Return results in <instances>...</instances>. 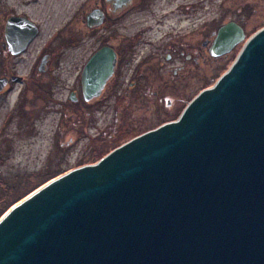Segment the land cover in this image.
Wrapping results in <instances>:
<instances>
[{
  "label": "water",
  "instance_id": "water-1",
  "mask_svg": "<svg viewBox=\"0 0 264 264\" xmlns=\"http://www.w3.org/2000/svg\"><path fill=\"white\" fill-rule=\"evenodd\" d=\"M242 36L222 26L215 53ZM104 54L85 67L88 101L107 80ZM0 264H264V27L176 120L11 206Z\"/></svg>",
  "mask_w": 264,
  "mask_h": 264
},
{
  "label": "flooded vegetation",
  "instance_id": "flooded-vegetation-1",
  "mask_svg": "<svg viewBox=\"0 0 264 264\" xmlns=\"http://www.w3.org/2000/svg\"><path fill=\"white\" fill-rule=\"evenodd\" d=\"M259 2L264 9V0ZM193 9L192 4L186 6L181 20L185 23L164 32L156 0H94L86 12L78 13L87 29L80 33L62 26V0H0V80L4 83L0 94L21 83L52 97L48 89H62V62H66V79L70 70L74 77L66 99L59 101L62 105L113 103L125 114L131 105L148 102L159 126L174 121L194 95L195 80L205 83L209 72L230 66L252 35L247 28L249 16L207 18L196 28ZM93 12L103 16L100 23L97 18V24L89 26L87 17ZM142 15L148 16L141 20ZM230 23L241 27L242 40L215 53L220 49L216 45L219 29ZM102 50V72L97 78L107 80L99 96L88 101L83 91L84 70ZM21 60L30 65L22 74L18 71ZM200 68L203 72L196 73ZM153 84L157 85L153 88Z\"/></svg>",
  "mask_w": 264,
  "mask_h": 264
},
{
  "label": "rangeland",
  "instance_id": "rangeland-1",
  "mask_svg": "<svg viewBox=\"0 0 264 264\" xmlns=\"http://www.w3.org/2000/svg\"><path fill=\"white\" fill-rule=\"evenodd\" d=\"M93 2L62 0V26L80 33L87 32L78 13L82 9H86V12ZM156 2L158 10L161 9L158 17L164 32L185 23L181 20L186 6L190 7L191 4L194 7L193 25L196 28L207 18L211 21L226 20L235 17V14L251 17L247 25L249 35L264 27V9L259 0ZM240 8L244 9L239 12ZM145 16L148 15H142L141 20ZM29 66L26 60L19 61V73H26ZM67 66L66 62H62V89H48L52 97L45 96L38 88L33 89L21 83L0 94V214L51 179L76 166L96 163L108 151L155 129L161 123L155 121L152 106L148 102L131 105L130 111L125 114H122L119 105L113 103L85 105L81 108L71 104L62 105L60 102L66 99L74 77L73 70H70L66 79ZM228 66L222 65L209 72L211 77L205 83L196 79L193 96L214 85L231 65ZM200 69H196L199 70L196 73H202L204 68Z\"/></svg>",
  "mask_w": 264,
  "mask_h": 264
},
{
  "label": "trees",
  "instance_id": "trees-1",
  "mask_svg": "<svg viewBox=\"0 0 264 264\" xmlns=\"http://www.w3.org/2000/svg\"><path fill=\"white\" fill-rule=\"evenodd\" d=\"M116 141H117V140H115L114 142H116ZM107 151H108V150H107ZM108 153H109V151H108ZM80 166H81V165H80ZM76 167H78V166H76ZM61 173H62V172H61ZM17 201H18V200H17ZM13 204H15V203H13ZM13 204H12V205H13ZM12 205H11V206H12ZM8 208H9V207H8ZM8 208H7V209H8ZM7 209H5V210L0 214V217H1V215H2Z\"/></svg>",
  "mask_w": 264,
  "mask_h": 264
},
{
  "label": "bare ground",
  "instance_id": "bare-ground-1",
  "mask_svg": "<svg viewBox=\"0 0 264 264\" xmlns=\"http://www.w3.org/2000/svg\"><path fill=\"white\" fill-rule=\"evenodd\" d=\"M17 92L15 93V96H16Z\"/></svg>",
  "mask_w": 264,
  "mask_h": 264
}]
</instances>
